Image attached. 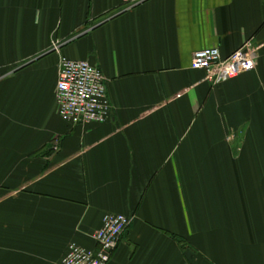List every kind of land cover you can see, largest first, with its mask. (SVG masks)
<instances>
[{
  "label": "crops",
  "instance_id": "0c3cea01",
  "mask_svg": "<svg viewBox=\"0 0 264 264\" xmlns=\"http://www.w3.org/2000/svg\"><path fill=\"white\" fill-rule=\"evenodd\" d=\"M256 69L213 84L193 53L246 41ZM63 56L106 77L112 114L72 124ZM0 264L96 248L107 264H264V0H0Z\"/></svg>",
  "mask_w": 264,
  "mask_h": 264
},
{
  "label": "built area",
  "instance_id": "2783aa9c",
  "mask_svg": "<svg viewBox=\"0 0 264 264\" xmlns=\"http://www.w3.org/2000/svg\"><path fill=\"white\" fill-rule=\"evenodd\" d=\"M125 1L128 7H132L144 0ZM258 59L259 47L249 40L226 57L222 56L218 47L196 50L193 53L192 67L203 69L206 79L218 84L256 69ZM56 102L61 117L74 125L101 123L112 114L106 77L99 67L88 60L66 56L61 58ZM132 221L133 216L130 215L105 213L101 227L94 233L96 248H87L72 242L61 264H107Z\"/></svg>",
  "mask_w": 264,
  "mask_h": 264
}]
</instances>
